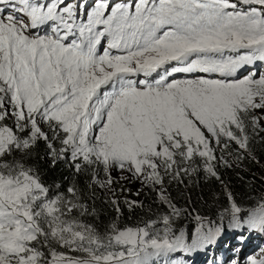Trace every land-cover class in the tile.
Returning a JSON list of instances; mask_svg holds the SVG:
<instances>
[{"label":"snow or ice","instance_id":"snow-or-ice-1","mask_svg":"<svg viewBox=\"0 0 264 264\" xmlns=\"http://www.w3.org/2000/svg\"><path fill=\"white\" fill-rule=\"evenodd\" d=\"M258 61L264 0H0V264H177L228 231L241 245L264 236V193L245 206L228 191L219 219L197 214L189 234L169 191L200 173L223 184L225 154L260 163ZM41 146L53 167L90 175L89 199L110 193L117 219L87 222L80 185L32 163ZM124 181L156 193L155 218L120 225ZM223 264H264V247Z\"/></svg>","mask_w":264,"mask_h":264},{"label":"trees","instance_id":"trees-1","mask_svg":"<svg viewBox=\"0 0 264 264\" xmlns=\"http://www.w3.org/2000/svg\"><path fill=\"white\" fill-rule=\"evenodd\" d=\"M254 153L264 165V144H255ZM44 155V148L41 146L34 155L32 163L41 169L44 178L49 183L59 184L66 188L69 183L75 180L83 189L87 203L95 209L94 217L85 218L87 222L95 223L103 230L106 225L117 219V212L109 202L112 199L111 194L97 188L95 189V199L88 198L92 193V189L88 187L91 180L90 175H74L69 165L63 161L53 167L51 161L45 159ZM225 156L232 163V167H218L224 181L223 184L215 178H206L203 173L184 176V183H177L176 181L170 183L169 191L173 202L178 207L187 209L188 213L176 219L174 225L176 228L194 234L197 226L194 217L197 214L209 220L217 221L219 219L218 214L227 206L226 193L228 191H231L236 199L245 206L251 203L249 197L258 198L264 193V167H258L253 160L247 158L237 160L235 154H225ZM117 195L121 201L122 209V215L119 216L118 222L122 227L142 225L144 221L155 218V214L161 211L156 193L153 191L145 192L136 197L128 191L121 193L118 189ZM125 197L129 200L140 201L143 206L129 209L123 202ZM223 224L227 227V217H225ZM237 235L235 232L228 231L216 246L194 254L177 253L173 258L177 264H184V262L186 264H212L213 261L216 264H223L233 256L241 261H246L247 256L264 247V236L252 235L247 243L241 245L236 238ZM248 235L245 233L246 237ZM226 244L228 247H225ZM236 248H240L239 253L234 251Z\"/></svg>","mask_w":264,"mask_h":264},{"label":"rangeland","instance_id":"rangeland-1","mask_svg":"<svg viewBox=\"0 0 264 264\" xmlns=\"http://www.w3.org/2000/svg\"><path fill=\"white\" fill-rule=\"evenodd\" d=\"M252 71H254V72H258V73H264V62H257L256 63V65H254V66H252ZM255 165H257L258 167H260V168H263L264 167V165H263V163L262 162H260L259 164H256V163H254ZM264 169V168H263ZM114 175H118V173L117 174H114ZM124 183V186H125V188H127V189H131V191H128V192H130L133 196H136L137 197V195H135V193H136V191H137V189H142L141 190V192H140V195L141 194H143V193H145V192H148V191H150L149 189H147V188H142V186L139 184V182H133V183H129V182H127V181H124L123 182ZM116 188H117V190L119 189V185H116ZM104 192H105V190H103ZM107 193V192H106ZM107 194H110V193H107ZM205 226H207V225H205ZM233 258H237V257H232V258H230L228 261H230L231 259H233Z\"/></svg>","mask_w":264,"mask_h":264}]
</instances>
